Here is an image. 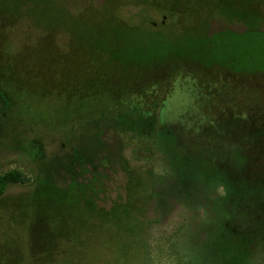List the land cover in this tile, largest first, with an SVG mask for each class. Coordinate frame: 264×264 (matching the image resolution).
I'll list each match as a JSON object with an SVG mask.
<instances>
[{
    "label": "rangeland",
    "instance_id": "rangeland-1",
    "mask_svg": "<svg viewBox=\"0 0 264 264\" xmlns=\"http://www.w3.org/2000/svg\"><path fill=\"white\" fill-rule=\"evenodd\" d=\"M1 97L0 174L26 181L0 195V264H264V210L188 197L156 137L113 129L169 112L248 138L264 0H0Z\"/></svg>",
    "mask_w": 264,
    "mask_h": 264
},
{
    "label": "trees",
    "instance_id": "trees-1",
    "mask_svg": "<svg viewBox=\"0 0 264 264\" xmlns=\"http://www.w3.org/2000/svg\"><path fill=\"white\" fill-rule=\"evenodd\" d=\"M167 8L171 11L184 9L182 6L168 5ZM1 99L2 97L0 101ZM226 118L232 117L227 115ZM171 120L169 112H165L163 118L158 115L151 120L143 115V118L138 117L134 128L118 121L113 122V129L118 135L130 134L144 139L156 137V141L170 156L174 189H180L182 184L185 195L189 197L191 191L195 196V192L198 193L204 187L211 190L213 182H216V186L220 185L224 190V196L217 199L222 208L225 203L231 207L246 208L245 212L252 211L262 215L264 128H251L250 131L245 128L248 138L241 141L231 134L230 128L224 131L220 124L218 125L221 128L218 126L215 130L205 131L199 126L201 122L189 126V123ZM193 141L194 147L191 145ZM25 181V177L18 170L0 174V195L8 186L24 184Z\"/></svg>",
    "mask_w": 264,
    "mask_h": 264
},
{
    "label": "flooded vegetation",
    "instance_id": "flooded-vegetation-1",
    "mask_svg": "<svg viewBox=\"0 0 264 264\" xmlns=\"http://www.w3.org/2000/svg\"><path fill=\"white\" fill-rule=\"evenodd\" d=\"M253 111H255V109H253ZM256 113H257V111H256ZM255 117H256V119L253 120V126L251 125V127H248L245 125V128H247L249 131L251 130V128H253V130L264 128V121L260 120V117H261L260 114L257 113ZM226 119H228V118H225L224 121H226ZM257 123H259V124L257 125Z\"/></svg>",
    "mask_w": 264,
    "mask_h": 264
}]
</instances>
